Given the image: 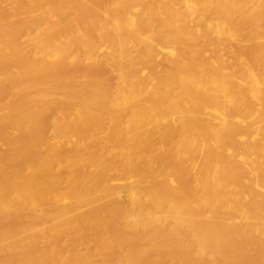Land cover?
I'll list each match as a JSON object with an SVG mask.
<instances>
[{"label": "bare ground", "instance_id": "1", "mask_svg": "<svg viewBox=\"0 0 264 264\" xmlns=\"http://www.w3.org/2000/svg\"><path fill=\"white\" fill-rule=\"evenodd\" d=\"M0 264H264V0H0Z\"/></svg>", "mask_w": 264, "mask_h": 264}, {"label": "rangeland", "instance_id": "2", "mask_svg": "<svg viewBox=\"0 0 264 264\" xmlns=\"http://www.w3.org/2000/svg\"><path fill=\"white\" fill-rule=\"evenodd\" d=\"M241 49H243V50H247L248 48L247 47H245V46H243V47H241ZM10 99V97L9 98H7V100H9Z\"/></svg>", "mask_w": 264, "mask_h": 264}]
</instances>
